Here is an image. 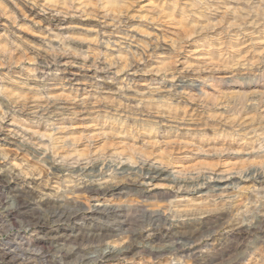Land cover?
<instances>
[{"label": "clouds", "instance_id": "clouds-1", "mask_svg": "<svg viewBox=\"0 0 264 264\" xmlns=\"http://www.w3.org/2000/svg\"><path fill=\"white\" fill-rule=\"evenodd\" d=\"M0 264H264V0H0Z\"/></svg>", "mask_w": 264, "mask_h": 264}]
</instances>
